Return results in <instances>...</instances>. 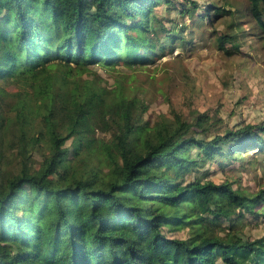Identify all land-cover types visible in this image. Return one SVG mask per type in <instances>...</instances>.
<instances>
[{"label": "trees", "instance_id": "1", "mask_svg": "<svg viewBox=\"0 0 264 264\" xmlns=\"http://www.w3.org/2000/svg\"><path fill=\"white\" fill-rule=\"evenodd\" d=\"M188 1L190 8L187 0L40 1L42 32L51 40L61 76L56 79L59 85L43 84L38 90L49 98L35 116L38 124L48 122L46 132L37 129L28 135L26 115L32 110L22 107L20 133L8 139L0 133V264H216L218 258L223 264H264V236L242 239L219 231L221 219L241 220L249 197L227 180L183 181L191 149L204 159L224 154L232 141L238 143L235 150L260 147L264 120L212 132L215 120L209 114L199 112L188 121L174 112L173 127L160 123L155 133H144L137 146H131L129 136L141 125L146 105L120 93L97 95L90 102L81 95L80 76L70 75V66L75 64L81 73V62L93 55L96 61L114 64L134 49L150 56L158 42L174 40L154 8L162 3L167 10L181 7L190 15L199 4ZM247 1L264 37V0ZM209 5L213 14L223 9ZM0 13V28L19 22L20 40L34 28L23 0H0ZM138 15L143 18L138 20ZM215 40L219 49L227 51V43L238 48L231 32H221ZM3 49L1 45L0 77L11 59ZM64 83L72 89L58 99ZM2 117L0 113V122ZM54 122L62 128L54 129ZM111 129L101 156L115 178L98 182L92 171L83 177L70 173L66 140L80 131ZM197 131L203 135L197 136ZM41 141L47 143V152L37 168H27L28 152ZM12 148L19 150V166L2 168ZM129 191L135 201L126 195ZM256 196L264 201L261 194ZM182 229L184 237L167 233Z\"/></svg>", "mask_w": 264, "mask_h": 264}, {"label": "rangeland", "instance_id": "2", "mask_svg": "<svg viewBox=\"0 0 264 264\" xmlns=\"http://www.w3.org/2000/svg\"><path fill=\"white\" fill-rule=\"evenodd\" d=\"M40 1L23 0L25 14L34 25L25 40L19 39L17 20L10 22L8 28H0V46L3 45V50L11 57L3 77H0V113L3 115L0 133L5 139L20 133L22 107L32 110L26 115L28 135L37 129L46 132L48 122L38 124L35 116L37 111L43 112L42 102L49 98L38 94V90L43 84L59 85L56 79L61 73L55 68L57 60L52 58L51 40L42 32L45 19ZM182 1L175 0V3ZM195 1L199 8L190 15L187 11L181 12V7L167 10L162 3L154 8V14L166 24L165 29L174 40H161L156 48L155 45L152 47L150 56L134 49L125 53L124 60L118 64L106 59L96 61L93 55L81 62V73L75 64L69 67L70 75L80 76L81 95L90 102L97 95L108 97L120 93L137 98L146 105L145 111L140 112L141 125L129 136L131 146H137L144 133H155L160 123L173 127L174 112L188 121L194 120L199 112L209 114L215 120L212 132L264 120V37L247 9L248 1ZM209 4L226 11L220 9L213 14ZM190 6L187 0L186 7ZM141 18L137 16L138 20ZM151 23L156 25L155 20ZM221 32H231L238 48L230 47V43L226 44L227 51L217 48L215 38ZM90 52L88 50V54ZM92 70L95 73L90 74ZM69 89H72L71 84L60 86L58 99ZM60 127L54 122V129L59 130ZM113 132V129L94 134L80 131L68 138L65 147L70 173L83 177L92 171L97 174L98 182L115 178L101 156L102 146L111 140ZM196 135L203 134L197 131ZM237 144V141H232L224 147V154L204 159L199 157L196 149H191L183 181L194 177L212 179L217 183L227 180L246 194L249 197L248 210L243 212L241 220L230 222L221 219L219 231L228 230L233 236L253 239L264 236V201L256 196L261 194L264 197V143L256 148L235 150ZM47 150L48 145L44 141L30 150L26 158L27 168H37ZM18 152V148L8 150L2 168L16 169L19 166ZM126 195L136 200L132 191ZM167 233L184 237L186 229L169 230ZM216 264L223 262L218 258Z\"/></svg>", "mask_w": 264, "mask_h": 264}]
</instances>
